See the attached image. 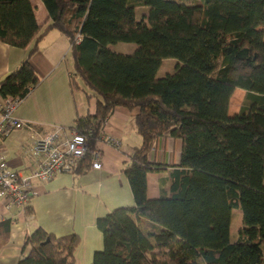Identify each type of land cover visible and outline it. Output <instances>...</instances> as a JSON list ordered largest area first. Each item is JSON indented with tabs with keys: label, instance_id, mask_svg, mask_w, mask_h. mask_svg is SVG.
Masks as SVG:
<instances>
[{
	"label": "trees",
	"instance_id": "1",
	"mask_svg": "<svg viewBox=\"0 0 264 264\" xmlns=\"http://www.w3.org/2000/svg\"><path fill=\"white\" fill-rule=\"evenodd\" d=\"M39 1L42 22L33 0H0V42L26 49L45 26L70 40L77 74L95 93L87 99H97L71 127L90 150L70 173L92 169L116 109L136 111L141 144L123 168L134 203L97 217L103 245L91 264H264V0ZM31 54L0 80V98L24 101L40 85ZM70 84L80 88L74 74ZM236 89L245 95L232 114ZM163 137L182 141L179 164L151 159ZM11 225L0 222V249ZM80 243L77 231L38 226L18 264H76Z\"/></svg>",
	"mask_w": 264,
	"mask_h": 264
},
{
	"label": "crops",
	"instance_id": "2",
	"mask_svg": "<svg viewBox=\"0 0 264 264\" xmlns=\"http://www.w3.org/2000/svg\"><path fill=\"white\" fill-rule=\"evenodd\" d=\"M36 16L39 22H42L47 16V11L41 1L36 2ZM34 49L36 51L31 54ZM71 52L73 54L70 40L57 29L47 30V26L26 49L0 42V80L30 54L32 63L42 78L40 85L22 101L15 112L17 118L32 124L33 128L20 129L22 131L19 135L12 136L15 146L13 151L10 150L11 145H8L10 134L0 137V149H3L9 164L15 170L29 174L34 167L35 158L31 153V142L28 141L32 134L36 135L32 136V139L40 138L46 133L59 129L61 138H67L73 131L71 127L75 119L94 109L89 105L90 102L81 93H77V90L70 84L72 67L69 66L67 58ZM135 115V110L120 107L106 122L103 137L97 143L98 149L102 152L100 169L92 168L80 177L62 172L48 184L36 182L29 201L34 207L35 214H27L25 206L14 205L9 199L0 195V222L6 219L12 221L8 243L0 249V264H18L21 255L29 253V248L23 253L27 234L32 233L38 226L58 235L75 230L80 234L82 242L86 238H90L89 234L93 233L94 225L87 228L89 232L87 234L78 228L80 225L77 223V218L61 219V216L69 215L76 203L79 202L85 207L87 216L96 222L98 216L109 210L108 201H105L109 199V194L113 201L112 204H116V200H120V191L122 189L129 191V180L122 173L126 161L122 156L141 144V137L136 132ZM126 135H128L129 141L126 140ZM108 137L118 139L128 150H119L121 152L111 148L105 150V148H109L106 143ZM181 151V140L163 137L154 146L151 159L167 164H179ZM57 179H59V187L71 188L72 196L61 197L55 202L47 200L51 210L49 214L47 213V219H40L37 215V200L54 189L53 184ZM157 179L158 175L155 172L148 175L150 197L158 194ZM95 194L98 198L96 200L99 202L98 206L91 205V199ZM42 201L47 204L46 201ZM71 228L73 230H70ZM94 233L96 234L95 231ZM98 242L96 236L95 239L90 238L89 244H95V248H99L102 245H99Z\"/></svg>",
	"mask_w": 264,
	"mask_h": 264
},
{
	"label": "built area",
	"instance_id": "3",
	"mask_svg": "<svg viewBox=\"0 0 264 264\" xmlns=\"http://www.w3.org/2000/svg\"><path fill=\"white\" fill-rule=\"evenodd\" d=\"M21 103L20 99L14 97L0 98V137L16 130L33 128L31 124L15 115ZM104 132H101L100 139ZM87 141L86 137L76 131H72L65 139L60 137L58 131L33 138L31 153L35 162L29 174L13 169L5 152L0 149V195L14 205L24 206L29 201L36 182H49L59 173H70L79 166L90 150ZM106 143L118 150H128L114 137H108ZM101 166L102 152L96 148L92 151V168L100 169Z\"/></svg>",
	"mask_w": 264,
	"mask_h": 264
},
{
	"label": "rangeland",
	"instance_id": "4",
	"mask_svg": "<svg viewBox=\"0 0 264 264\" xmlns=\"http://www.w3.org/2000/svg\"><path fill=\"white\" fill-rule=\"evenodd\" d=\"M33 1L39 2V0H33ZM122 46H125V45H122ZM119 48L122 49V51L125 50V47H119ZM67 62L69 64V66L72 67V70H71L72 73L70 74V81H71V76L74 74V76L76 77V79L79 83V87H80V88H78V87H74V88L77 90V93H81V95L88 101L86 93H88V94H95V93L93 91H91V89H89L87 85H85L84 80L77 74L76 65H75V61H74V57H73L72 52L69 54V56L67 58ZM244 95H245V91L243 89H236L235 90L234 95H233L232 100H231L230 113L233 114L234 112L239 110V107L242 103ZM96 101H97L96 96H93L90 100V103L88 102L91 107H94V109L92 111H94L96 108ZM21 131L22 130H16L8 136V137H10L8 145L9 144L11 145V147H10L11 151H13L15 149V146L13 145L14 141L12 139V136H14L15 134L19 135V133H21ZM47 134H50V133H46V134L42 135L41 137H43ZM32 136H36V135L32 134L29 137V140H28L29 143L32 142V140H33L31 138ZM127 137H128V135H126V140H128ZM87 143L89 145L88 141H87ZM88 147L90 148V145ZM110 148L114 151L115 150L119 151L118 149H116L114 147H110V146H109V148L108 147L105 148V150H110ZM124 148H125V146H124ZM119 152H121V151H119ZM88 153H89V151H88ZM122 157L124 158L123 160L128 159V158L126 159V157H128L127 154H123ZM122 173L125 175L124 171H122ZM66 174H70V173H66ZM123 174H122V176H124ZM54 178H57V177L55 176ZM54 178L52 180H54ZM52 180H50V181H52ZM58 180L59 179L55 180V182L53 184L54 189L51 190L50 193H47V195H45V196H41V198H39L37 200V203H38L37 215L40 219H47V217H48L47 213L49 214V212L51 210V209H49V203L47 202V200H50L51 202H55L61 197H65V196L71 197L72 196L73 191L71 190V188H68L69 189L68 190V189H65L64 187H59ZM46 184H48V182ZM118 184L120 185V183H118ZM120 192H121L120 200H116L117 201L116 204H112L113 201L111 200L110 194H109V199L105 200V201H108V204H107L108 208H109L108 211H110V210H112L115 207H118L120 205H132L134 203L132 191L130 188H129V191H128V189H122ZM42 200L46 201L47 204H44ZM91 200H92L91 205L98 206L99 202L96 201V200H98L96 194H95V196L92 197ZM54 205H57V204L54 203ZM107 212H104L101 215H104ZM231 213H232L231 211H229V210L227 211L226 220L224 223V233H223V242L224 243H227L230 239L229 215ZM87 215L88 214L85 213V207L83 206V204L78 202L73 207V210L69 213V215L68 214L63 215V216H61V219H69V218L75 219V218H77V223L80 225V226H78V228L82 229V231H84L87 234H89L87 228L90 227L91 225H94L92 228L96 232V234L93 231L92 234H89L90 238L95 239L97 236L98 241H99L98 244L103 245L102 233L97 228L95 220H93L90 216H87ZM237 219L238 220H236V226L240 225V220H239V218H237ZM70 230H73V228H71ZM73 231H75V230H73ZM90 238H88V239L86 238L83 242L81 241V243H80V245L76 251V264H91L92 263L93 255H94V252L96 251L95 250L96 248H95V244H92V245L89 244ZM92 248H94V249L92 250Z\"/></svg>",
	"mask_w": 264,
	"mask_h": 264
}]
</instances>
